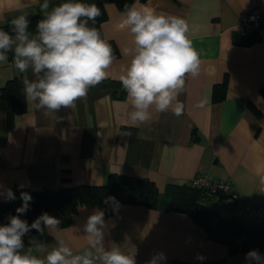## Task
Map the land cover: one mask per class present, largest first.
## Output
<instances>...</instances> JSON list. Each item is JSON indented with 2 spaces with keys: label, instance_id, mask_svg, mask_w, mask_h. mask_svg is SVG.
Instances as JSON below:
<instances>
[{
  "label": "crops",
  "instance_id": "crops-1",
  "mask_svg": "<svg viewBox=\"0 0 264 264\" xmlns=\"http://www.w3.org/2000/svg\"><path fill=\"white\" fill-rule=\"evenodd\" d=\"M43 2L0 0V24L25 11L41 12ZM63 2L49 0V10ZM80 2L102 3L106 18L97 30L115 56L106 79L119 80L130 60L123 49L133 47L122 26L124 10L110 0ZM133 3L181 17L189 25L188 38L200 54L201 69L197 77H186L179 96L183 114L153 107L151 120L133 124L127 94L115 97L106 79L89 88L74 108H61L54 116L25 99L24 110L8 122L0 97V193H5L0 199H7L5 190L15 186L99 185L113 172L147 177L162 192L168 184L190 183L200 172L229 180L238 193L236 199H206L208 206L222 217L256 223L245 204L264 205V29L243 35L236 27L250 9L264 10V0H132L129 6ZM14 76L34 79L30 69L21 73L14 66L10 52L8 61L0 63V88ZM222 81L224 96L215 99L213 88ZM96 210L104 212L108 224L105 245L117 244L125 253L135 248L136 264H147L158 252L167 257L161 264H255L245 259L251 250L229 251L184 212L126 203L115 204L110 213L96 205H77L70 224L46 228L53 236L45 243L49 250L59 239L74 252L86 248L83 225ZM255 250L264 256V247Z\"/></svg>",
  "mask_w": 264,
  "mask_h": 264
},
{
  "label": "clouds",
  "instance_id": "clouds-1",
  "mask_svg": "<svg viewBox=\"0 0 264 264\" xmlns=\"http://www.w3.org/2000/svg\"><path fill=\"white\" fill-rule=\"evenodd\" d=\"M49 7V0L40 5L44 15L35 33L29 31L27 14L11 20V34L0 30V63L7 62L11 52L14 66L21 73L30 69L34 79L22 81L26 101L44 110L45 115L54 116L61 108H74L77 100L87 96L89 88L108 78L115 56L111 44L96 27L89 26L101 15L95 3L66 0L51 10ZM122 26L129 30L133 43L132 48L123 49L130 60L121 68L119 77L131 102L129 119L133 124L145 123L151 120L153 107L156 112L171 110L173 115L181 116L184 105L179 96L186 77H197L201 69L200 54L188 38L189 25L181 17L133 3L125 5ZM5 192L7 199L16 198L11 189ZM31 199L29 193L21 192L22 205L16 209L17 215L0 226V264H136L135 248L125 253L117 244L105 245L108 224L100 210L90 214L83 225L88 246L82 251L74 252L64 239L57 240L50 250L35 237H30L26 246L23 237L33 229L42 234L44 228L60 224L47 212L30 225L21 219ZM196 258L205 259L199 255ZM166 259L163 252H158L147 264H161ZM245 259L264 264V256L257 250L246 253Z\"/></svg>",
  "mask_w": 264,
  "mask_h": 264
},
{
  "label": "trees",
  "instance_id": "trees-1",
  "mask_svg": "<svg viewBox=\"0 0 264 264\" xmlns=\"http://www.w3.org/2000/svg\"><path fill=\"white\" fill-rule=\"evenodd\" d=\"M110 1L114 2L120 10H124L125 5H129L132 0ZM95 4L100 8L101 15L97 17L94 25L91 21L89 25L98 28L99 23L106 18V13L102 3ZM20 14H27L29 30L36 28L37 22L44 15L40 11H25L10 16L0 24V30L11 34V20ZM22 81L20 76H14L6 80L0 88V97L5 101L8 122L13 114L21 112L25 108ZM106 83L112 86V93L115 97H124L126 92L119 80L106 79ZM224 93L225 81L215 84L214 98L220 99ZM12 192L16 197L14 200L0 199V226L8 224L10 216L17 215L16 209L22 205L21 192H27L32 199L27 212L21 215V219L26 220L29 225L42 213L50 212L53 217L60 220L59 226H66L71 223L72 215L79 204L96 205L108 213L112 212L115 204H140L150 208L186 213L205 229L209 238L225 243L231 252L264 247V220L254 224H243L234 217H222L216 209L205 203L206 199L216 196L209 194L203 188L191 185V183L168 184L164 191L160 192L155 183L147 177L113 172L109 173L105 182L99 185L77 184L40 190L15 186ZM108 197L115 199L108 200ZM30 237H35L42 243L53 241V236L46 228L42 234L35 229L26 234L23 237L26 246Z\"/></svg>",
  "mask_w": 264,
  "mask_h": 264
},
{
  "label": "built area",
  "instance_id": "built-area-1",
  "mask_svg": "<svg viewBox=\"0 0 264 264\" xmlns=\"http://www.w3.org/2000/svg\"><path fill=\"white\" fill-rule=\"evenodd\" d=\"M264 29V10L256 6L244 13L236 27L239 34H252ZM1 169V164H0ZM191 185L205 189L216 197L236 199L238 196L234 185L227 179L213 178L207 173H196ZM245 209L257 220H264V205L260 202L245 204Z\"/></svg>",
  "mask_w": 264,
  "mask_h": 264
}]
</instances>
